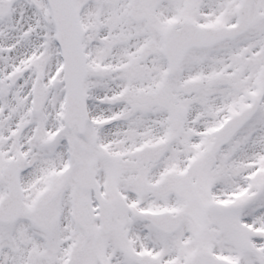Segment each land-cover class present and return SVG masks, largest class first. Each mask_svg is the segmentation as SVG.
<instances>
[{"label": "snow or ice", "instance_id": "snow-or-ice-1", "mask_svg": "<svg viewBox=\"0 0 264 264\" xmlns=\"http://www.w3.org/2000/svg\"><path fill=\"white\" fill-rule=\"evenodd\" d=\"M0 264H264V0H0Z\"/></svg>", "mask_w": 264, "mask_h": 264}]
</instances>
